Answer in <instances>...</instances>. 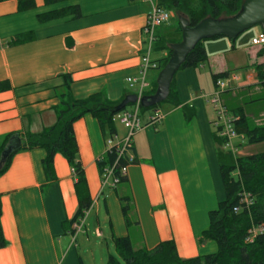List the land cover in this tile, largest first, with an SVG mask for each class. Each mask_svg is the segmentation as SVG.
<instances>
[{
	"label": "crops",
	"instance_id": "0c3cea01",
	"mask_svg": "<svg viewBox=\"0 0 264 264\" xmlns=\"http://www.w3.org/2000/svg\"><path fill=\"white\" fill-rule=\"evenodd\" d=\"M33 1L35 9L28 12H18L17 0L0 3V82L6 81L11 87L0 94V139L36 134L55 123L60 75L71 77V94L76 100L101 94L106 101L119 104L126 96L135 95L129 93L125 80L138 77L148 3L75 0L44 6L43 0ZM153 1L158 4L160 0ZM70 6L79 8V19L43 24L37 21L41 14ZM166 25L157 28L156 39L161 38V28ZM260 33L259 28L253 38ZM23 35H30L31 39L18 46H6ZM234 43L217 38L203 41V48L211 77L236 75L237 81L227 83L226 92L232 97L223 96V100L237 108L256 100L258 94V99L264 98L260 86L250 91L257 83L254 70L249 67L255 50L263 46L250 44L242 49ZM176 74L181 76L175 88L178 98L185 86L198 91L199 75L194 69ZM146 78L151 89L157 71L148 72ZM207 99L190 100L195 116L189 122L184 120L181 109L169 107L160 125L148 126L133 137L136 164L127 168L126 184L115 192L100 190L95 164L105 152L108 135L102 134L97 121L89 115L74 123L78 161L92 202L85 221L95 209L92 234L113 246L116 259L119 256L113 239L125 237H129L134 250L151 251L160 243L172 241L182 260L216 252L214 243L197 242L208 227V212L224 199ZM180 103L187 106L189 102ZM124 134V129L115 123L114 143ZM44 156L41 150L20 151L0 177V225L5 241L0 264H106L105 256L97 259L93 252L97 247L89 249L84 258L86 251L80 254V246L71 245L69 222L77 208L74 180L67 162L56 155L54 181L46 182L41 168ZM126 195L131 198L130 220L138 224L129 230L118 200V196ZM101 200L104 213L99 207ZM102 223L106 228L103 233ZM88 232L84 224L75 240L81 237L80 242L87 243L84 237L87 239Z\"/></svg>",
	"mask_w": 264,
	"mask_h": 264
},
{
	"label": "trees",
	"instance_id": "16d2710c",
	"mask_svg": "<svg viewBox=\"0 0 264 264\" xmlns=\"http://www.w3.org/2000/svg\"><path fill=\"white\" fill-rule=\"evenodd\" d=\"M11 0H0V3ZM18 12H28L35 9L33 0H17ZM75 0H43L44 6H53ZM243 0H160L159 6L169 11H174L180 17L186 19L189 27L196 26L204 19L220 20L235 16ZM80 11L77 6L66 7L61 10H54L37 16L40 24L71 18H80ZM30 35L17 36L6 44L8 47L18 46L28 42ZM181 31L177 22L175 29L156 39L157 51L165 53V57L154 61L159 73L167 64L171 52L169 46L180 43ZM234 41V40H233ZM207 61V55L203 48V42L198 43L188 54L185 62L179 71L196 69ZM258 85L264 89V64L255 67ZM228 74L212 76V83L220 79H226ZM62 85L58 88V105L54 109L55 123L39 133L24 134L20 140L22 147L19 151L11 154L0 167V177L8 170L12 158L20 151L30 152L41 150L44 152V159L41 161V168L46 182L54 181L53 158L61 156L74 172V193L77 201V208L73 218L74 222L82 218V214L91 206L88 187L84 178L83 170L78 161V148L73 133V125L84 116H91L99 125L102 134L112 136L115 134L116 116L113 109L118 105L106 101L101 94L91 95L83 100H76L71 94L72 79L69 75H60ZM11 90L8 82H0V94ZM154 83L145 96H152L155 93ZM223 100V97H222ZM264 102V98L248 101L241 107H233L223 104L228 111L238 118L235 123V131L245 139L244 146H255L264 144V124L253 127L247 115L246 106ZM170 108L181 109L184 120L189 122L195 116L192 108L181 105L178 100L174 78L170 84L169 94L164 102ZM159 106H157L158 108ZM150 110H141L145 113ZM18 135H8L0 139V155L8 141ZM216 146L217 163L224 191V199L218 203L216 209L208 212V227L198 237V245L203 242H212L216 246V252L208 256H198L189 260H182L178 257L175 245L172 241L160 243L155 249L148 251L145 248L134 250L129 237L113 239L114 248L119 259L109 256L106 264H264V152L245 156L233 157L231 154L221 150L222 141L214 135ZM132 148L129 151L132 153ZM133 154V153H132ZM98 176L100 178L104 169H111L113 177H119V170L127 165V158H118L115 149L105 151L102 157L95 161ZM136 160L134 158V163ZM236 175L234 177L233 175ZM126 179H119V186L125 185ZM117 187V188H118ZM116 188V189H117ZM116 189L112 191H116ZM249 196L250 204L246 206L241 202L243 196ZM118 200L121 206V214L126 230L138 226L137 222L130 220L131 198L129 195L120 197ZM237 209V212H234ZM1 218V206H0ZM262 229L261 233H255ZM252 240L249 244L248 241ZM5 241L0 225V250L4 249Z\"/></svg>",
	"mask_w": 264,
	"mask_h": 264
},
{
	"label": "built area",
	"instance_id": "2783aa9c",
	"mask_svg": "<svg viewBox=\"0 0 264 264\" xmlns=\"http://www.w3.org/2000/svg\"><path fill=\"white\" fill-rule=\"evenodd\" d=\"M148 3L149 11L146 16L145 24L142 28L144 51L141 58V64L139 67L137 78H127L125 80L126 86L129 90H135L136 103L130 106V110L126 108L117 113L114 121L118 126L124 129L125 134L122 138L114 143L115 134L108 136L104 142L105 151L110 149H115L118 158L126 157L127 165L119 170V177H113L111 169H104L99 180H100V190H114L119 185V179L126 177V170L129 166L134 163V156L129 151L132 148L133 137L143 131L148 126L160 125L164 119V115L160 112L159 108L154 107L149 111L148 118H145L144 113L141 112L142 108L139 105V100L145 96V91L148 89V84L146 83V77L149 71H157V65L151 61V54L153 51V46L156 42V30L157 28L166 25L170 21L171 11L166 8L160 7L153 0H142ZM250 44L254 47L264 46V33H260L258 36L254 37ZM237 81L236 75L230 74L226 79H220L214 83V93L210 95L207 99V104L213 109L215 119L211 123L214 129V135L217 139L222 141L221 150L231 154L233 157L238 156L239 151L243 148L245 144V139L242 135H238L235 131V123L238 118L231 114L228 109L225 108L223 104V94L227 88L228 82ZM105 153V152H104ZM99 159V158H98ZM71 175L74 180V172L72 170ZM241 202L246 206L251 205L249 196H243ZM92 207V202L90 208L85 211L82 218L77 220L71 225V245L75 243V237L80 232L84 225L85 218ZM237 212V209H234ZM262 229H258L255 233H261ZM249 244L252 240L248 241Z\"/></svg>",
	"mask_w": 264,
	"mask_h": 264
},
{
	"label": "water",
	"instance_id": "95a60500",
	"mask_svg": "<svg viewBox=\"0 0 264 264\" xmlns=\"http://www.w3.org/2000/svg\"><path fill=\"white\" fill-rule=\"evenodd\" d=\"M177 22L181 31V41L169 46L171 56L165 67L157 75L155 93L139 100V105L143 110H150L166 101L175 74L198 43L217 38L233 41L254 27H259L264 33V0H243L238 13L231 18L220 20L208 18L194 27H189L186 19L180 16L177 17ZM135 103L136 97L134 95L126 96L113 109V113L117 114ZM21 147L20 138L13 136L1 152L0 167L11 154L19 151Z\"/></svg>",
	"mask_w": 264,
	"mask_h": 264
},
{
	"label": "rangeland",
	"instance_id": "374dc122",
	"mask_svg": "<svg viewBox=\"0 0 264 264\" xmlns=\"http://www.w3.org/2000/svg\"><path fill=\"white\" fill-rule=\"evenodd\" d=\"M174 13H175L174 11L170 13V20H171L170 23L168 22L165 27L161 28V31H162L161 37H163L166 34L171 33L175 29L176 24H177V17H179V15L175 13L176 14V17H175ZM256 33H259V27H254V28L246 31L242 35H240L236 40H234L235 41L234 45L237 48L238 47H242V49L247 48L250 45L251 39L253 38V36H255ZM209 43H213V42H209ZM155 45H156V43L154 44V46ZM154 46H153L152 54L150 56L151 61H153V62L165 57V53L162 51H157L156 47H154ZM235 56L237 59H239V57H240L239 55H235ZM251 61H252V64L249 65V67L253 68V70L255 67H259V66H262L264 64V46L257 48L255 50L254 58ZM202 67H203V69L201 70ZM208 68H209L208 63L205 62L203 65H200L198 68L194 69L199 75L198 87H197L198 91H192L193 89H189L185 86L183 93L182 94L180 93V95H179V98H178L179 102H183V100L188 101L189 103H187V106L192 108L191 101H190L191 99L198 101V100L203 99V97H209L210 95H212L214 93V85L212 84V77L209 73ZM254 73L256 76L255 71H254ZM157 75H158V72H157ZM178 75L179 74H176V76L174 78L175 88H176L177 79H179L181 77ZM179 81H180V79H179ZM146 82H147V78H146ZM256 83L257 84L255 85V88L252 87V89L250 91H254V90L258 89L259 85H258L257 79H256ZM226 90H227V88H226ZM226 90H225L223 96L229 95V97H232L233 94L226 92ZM149 91H150V88L145 91V94H147ZM129 93L134 94V93H136V91L135 90H129ZM256 98L257 99L259 98V94L256 96ZM158 106H159L158 108H159L160 112L163 115H164V113H166L167 109H169V105H167L165 103H161ZM249 107L250 108H247L246 112H247V115L250 119L251 126L256 127V126L263 125L264 124V103H255L252 106L249 105ZM126 110H130V106L126 107ZM211 112H212V117L210 120V126L212 129V132L214 133V129L211 125V123L215 119L212 107H211ZM149 114L150 113L148 111L145 112V114H144L145 118H148ZM263 152H264V144L255 145V146H243V148L239 151L238 156H246V155L251 156V155H257V154H260ZM233 176L236 177L235 174ZM107 191L108 190H106V192ZM99 207H100V211H102L104 213V210L102 208V200L100 201ZM94 211H95V209H93L91 211L90 216H88V218L84 222L85 227L89 231L87 239L84 237V239L87 240V243H84V242L81 243L80 242L81 237H80V238H78L77 241L75 240L74 246H80L78 248V252H80V254L83 253L84 250L86 251V253L84 254V258H86V255H87V252L89 251V249H92L93 247H97L96 249L93 250V252L96 253L97 259H98L99 255L101 257L105 256V260H107V258L109 256L117 258L116 253H115L113 246L111 244L103 241L102 239L95 238L94 235L92 234L93 225L96 224V218L94 216ZM104 216H105V214L100 217L101 221L104 218ZM88 225H90V227H87ZM100 230L102 233L106 231V228H104V223L101 224ZM106 245L108 246L107 249H106ZM82 257H83V255H82Z\"/></svg>",
	"mask_w": 264,
	"mask_h": 264
}]
</instances>
